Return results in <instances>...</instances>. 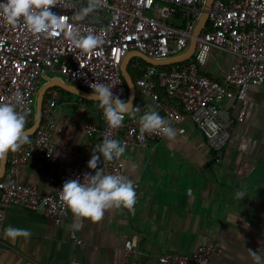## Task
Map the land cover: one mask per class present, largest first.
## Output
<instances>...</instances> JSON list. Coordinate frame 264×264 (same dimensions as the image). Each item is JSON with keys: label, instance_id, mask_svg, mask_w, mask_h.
I'll list each match as a JSON object with an SVG mask.
<instances>
[{"label": "built area", "instance_id": "obj_1", "mask_svg": "<svg viewBox=\"0 0 264 264\" xmlns=\"http://www.w3.org/2000/svg\"><path fill=\"white\" fill-rule=\"evenodd\" d=\"M5 2L0 0V3ZM69 2L74 6L66 9L57 5L51 10L63 16L66 30L76 27L81 34L99 36L102 44L96 50L83 53L63 32L51 37L35 34L23 20L15 26L9 25L0 7V102L12 101L19 91L24 103L17 105V109L26 113L27 128L34 122L41 88L56 76L91 91L90 85L96 82L115 85L114 95L128 101L130 87L122 65L130 51L139 50L157 59L170 58L186 52L195 38L196 50L190 58L180 62L144 64L136 56L132 75L137 89L149 100L135 101L133 107H139L140 112L135 119L126 116L119 129L108 126L101 109L100 122L87 123L85 130L93 134L101 129L103 136L126 143L127 149L147 147L165 136L142 133L139 117L145 111L161 108L164 118L179 133L187 131V120L193 121L208 139L215 159L221 161L235 122L224 114V101L238 96L246 104L250 86L264 83V0H213L198 35L195 32L208 0H102L103 6L83 21L75 20L73 15L87 5V0ZM213 50L226 51L235 57L222 79L201 70ZM48 92L51 97L45 101L42 121L31 143L16 153L10 152L8 168L0 178V238L12 204L41 208L60 223L70 211L59 199L63 183L70 179L82 181L85 173L95 174V170L68 165L62 177H51L55 185L51 193H43L36 185L20 180L21 167L32 158L55 159L52 135L59 91L50 89ZM206 121L214 122L217 127L209 128ZM125 155L126 152L113 161H104L101 155L98 169L103 168L105 174L126 176ZM133 184L135 207L141 201V194L137 184ZM72 234L76 237L75 232ZM134 251L133 244L126 243L128 263L140 264L133 257ZM214 253L213 247L200 245L193 254L163 253L160 264H210Z\"/></svg>", "mask_w": 264, "mask_h": 264}, {"label": "crops", "instance_id": "obj_2", "mask_svg": "<svg viewBox=\"0 0 264 264\" xmlns=\"http://www.w3.org/2000/svg\"><path fill=\"white\" fill-rule=\"evenodd\" d=\"M234 61L233 54L213 50L201 70L222 79ZM52 89L59 91L52 135L55 159L32 158L19 171L21 181L43 193L55 191L51 177H62L66 166L89 168L104 138L101 129L93 134L85 130L87 123L100 122L101 109L93 97L62 86ZM148 100L137 89L135 101ZM222 109L235 122L221 161L191 120L187 131H176L173 140L163 137L147 147L127 149L124 172L141 194L131 210L108 209L100 221L70 210L58 223L41 208L12 204L0 238V264H129L128 242L140 264H160L163 253L193 254L200 245L214 248L210 264H254L249 249L264 257V83L250 86L246 104L234 96ZM154 111L164 117L161 108ZM239 191L245 193L243 199L236 198ZM9 226L32 235L13 241L4 235Z\"/></svg>", "mask_w": 264, "mask_h": 264}, {"label": "clouds", "instance_id": "obj_3", "mask_svg": "<svg viewBox=\"0 0 264 264\" xmlns=\"http://www.w3.org/2000/svg\"><path fill=\"white\" fill-rule=\"evenodd\" d=\"M60 5L66 9L74 5L69 0H6L0 3L3 8L4 19L9 25L15 26L21 20L27 28L35 34H45L48 37L56 32L64 35L83 53L96 50L102 40L99 36L88 33L81 34L76 27L66 30L63 16L56 15L51 9ZM102 0H87V5L74 13L77 21H83L102 7ZM92 96L103 110V116L112 129H119L127 117L136 118L140 112L139 107H133L130 101L121 100L114 95L112 89L115 85L96 82L90 85ZM24 103L22 94L17 91L12 101L0 102V159L8 153H16L21 148L30 144L31 140L26 131L27 115L19 111L17 105ZM142 133L162 134L169 140L176 137V131L170 122L157 111H145L139 117ZM209 128L217 126L212 121H206ZM127 145L105 135L102 143L94 149L88 167L95 170V174L85 173L83 180L70 179L63 183L59 191L62 200L71 212L81 218L100 221L105 211L112 208H127L131 210L136 203V190L133 182L123 175L105 174L103 168L98 169L101 155L104 161L120 159L126 152ZM99 153L100 155H97ZM245 193H236L237 199H243ZM4 235L15 241L17 238H30L31 232L27 229L9 226L4 230ZM249 254L254 264H264V257L249 249Z\"/></svg>", "mask_w": 264, "mask_h": 264}, {"label": "water", "instance_id": "obj_4", "mask_svg": "<svg viewBox=\"0 0 264 264\" xmlns=\"http://www.w3.org/2000/svg\"><path fill=\"white\" fill-rule=\"evenodd\" d=\"M212 2H213V0H208L206 11L204 12V14L200 20V23L196 29L195 35H198L202 31V29L204 28V25L206 23L207 16H208V10L211 7ZM195 50H196V39L193 38L191 45L186 52H184L183 54L177 55V56L170 57V58L157 59V58H152V57L148 56L147 54H145L139 50L130 51L128 53V55L125 57V59L123 61V65H122L123 74L127 80L129 87H130V95H129L128 101H130L131 104L134 105L135 100H136V95H137V87H136L135 81L133 79V76L129 70V64H130L131 58L133 56H140L141 58L145 59L146 61H148L150 63H154V64H169V63H174V62H180V61H183V60L190 58ZM54 86H62V87L83 93V94L88 95L90 97H93L92 91H87L86 89H84V88H82V87H80L74 83H70V82L62 79L59 76L53 77L51 80L47 81L43 85V87L41 88V91H40L39 96H38L37 109H36L34 122L29 127L26 128V131L28 132V134H34L36 132L37 128L39 127V125L42 121V117H43V108H44V104H45L46 93ZM9 155H10V153H8L7 156L4 157L3 159H0V178L5 174V172L8 168Z\"/></svg>", "mask_w": 264, "mask_h": 264}, {"label": "rangeland", "instance_id": "obj_5", "mask_svg": "<svg viewBox=\"0 0 264 264\" xmlns=\"http://www.w3.org/2000/svg\"><path fill=\"white\" fill-rule=\"evenodd\" d=\"M137 58L141 59V61H143V62H148V61H146L145 59L140 58V57H138V56H137ZM130 70L132 71V68H131ZM132 73L134 74V71H132Z\"/></svg>", "mask_w": 264, "mask_h": 264}, {"label": "trees", "instance_id": "obj_6", "mask_svg": "<svg viewBox=\"0 0 264 264\" xmlns=\"http://www.w3.org/2000/svg\"><path fill=\"white\" fill-rule=\"evenodd\" d=\"M60 88V87H59ZM48 96H49V93L47 92L46 93V98H45V101H46V99L48 98ZM33 134H29V136H32Z\"/></svg>", "mask_w": 264, "mask_h": 264}]
</instances>
